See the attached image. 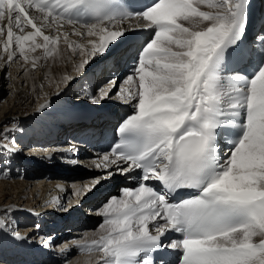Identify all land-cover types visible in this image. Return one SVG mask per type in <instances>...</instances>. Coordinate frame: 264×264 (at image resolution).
I'll return each mask as SVG.
<instances>
[{
    "label": "snow or ice",
    "instance_id": "1",
    "mask_svg": "<svg viewBox=\"0 0 264 264\" xmlns=\"http://www.w3.org/2000/svg\"><path fill=\"white\" fill-rule=\"evenodd\" d=\"M26 7L83 23L98 36L89 50L76 45L89 57L125 37L109 30L117 20L135 16L150 30L127 45L131 74L118 94L132 114L96 165L141 175L103 206L102 235L80 250L101 253L98 264H156L150 254L169 249L178 255L163 264H264V35L245 43L248 0H0L9 62L17 52L28 61V50L57 51L60 36L46 35ZM106 83L100 99L118 88L115 76ZM170 231L178 236L165 243Z\"/></svg>",
    "mask_w": 264,
    "mask_h": 264
},
{
    "label": "bare ground",
    "instance_id": "2",
    "mask_svg": "<svg viewBox=\"0 0 264 264\" xmlns=\"http://www.w3.org/2000/svg\"><path fill=\"white\" fill-rule=\"evenodd\" d=\"M200 7H201V10H211L207 7L206 4L200 5ZM50 18L51 17H49V19ZM7 23L8 21L6 18L3 20H0V26L1 28L4 29V32L0 33V67L3 63L4 64L10 63L9 66L13 70V71L10 70V74H9L10 84L12 87L11 88L9 87L11 90L10 97L7 100L3 101L2 106L0 108V111L2 110L4 111L2 117H0V124L5 123L11 118L17 117L18 118L17 123L19 124V125L17 124V126H20V124H22L23 126L26 123H27L26 125L32 126L35 123L39 122L40 120L45 119V117L46 118L47 117L50 118L51 116L55 117L56 114L62 115V114H65V112L72 111V110H81L83 113H86L85 115H89V116H92L95 113H97V111H93L91 109L86 110L85 107H82L80 105L76 107L68 106V104H66L67 101L63 98V96L65 95L64 94L65 90H67V92H73V89H71V87L69 88V84L75 81L77 76L80 74V72H83L86 68V65L82 66V61L86 58L88 59V56L86 54L85 55L80 54L81 49L76 47V45H79V44L77 42L70 43V42L63 40L60 43H58V45L56 46L57 51L51 56H46L44 54L43 49H37L35 52H31L30 50H28L27 55L30 57L28 61H25L23 57L17 52L14 59L11 62H9L7 59L8 53L5 52L4 47H3V44L6 41ZM144 23L145 22L141 20L131 19V20L124 21L121 24H118V22L115 21L113 24L108 25V27H109V30H124L125 37L121 39L122 41L128 36L129 30L131 28L134 29L137 26H142ZM73 26H76V27L79 26L77 28L82 29V31L87 34V29L84 26H80L76 24ZM186 26H188L187 23H186ZM203 27H204L203 24L199 26V28H203ZM13 30L14 32H16V34H21L19 29H16L14 27ZM196 30H199V29H196ZM28 31H33L30 25L24 27V32L26 33ZM63 31L68 32L69 30L64 29L62 30V32ZM89 37L92 38L93 36H89ZM77 38L79 39V37ZM97 39L94 38L91 40H97ZM37 42L42 43V37H37ZM69 44H72L73 47L69 48L68 47ZM80 46H82L85 50H89L81 44ZM26 49H27V45H26ZM13 50H15V45H13ZM121 54H122L121 51H116V52L112 51L103 60L94 63L92 66L97 64V67L100 68L102 67V64L105 63L106 60H110L108 64V65H112V68L110 69V71L114 70L119 73L120 69H122V66L120 65ZM32 57H38L35 68L32 67V59H31ZM91 70H88L86 71L85 74L84 73L83 74L87 76L91 75L92 79L96 82H98V79L102 75L110 72L109 70H107V67H104L103 69H101V72L97 76V73L92 74ZM123 74H124L123 72L119 74L118 84H119V81H121L122 78L124 77V80L121 82L119 87L126 86L125 81H126L127 75L129 74H126V76H123ZM121 76L123 77L121 78ZM65 77H71V79L66 80ZM82 78H83V75L80 79H77V81L82 80ZM77 81L75 83H77ZM73 87H75V85ZM118 93H119V89L116 95L119 97L120 101H113L114 103H112L110 107L103 106L102 109H99V110H108L111 113H116V116H117L118 111H120L121 107L123 106L121 104L129 105V102L126 101L124 98H122ZM121 102H124V103H121ZM57 103H61V104H57ZM45 104L47 105V107L41 108V105H45ZM24 108H27L28 110L32 108H35V109L32 111L31 114L22 117V114H23L22 111ZM0 114L2 113L0 112ZM99 117H101V115H98V118ZM88 118L89 120L91 119L92 122L95 121L92 117H88ZM98 118H97V121H98ZM72 119L73 117L68 118L67 120L70 121ZM74 123L76 122H73L71 123L70 126H66L62 129L57 128L54 134L56 136L54 139L55 143L58 140L68 137L69 135L73 133V130H70L69 127L76 128L79 126V124L77 123H76V126H74ZM14 138H15L16 145L17 144L19 145V142L22 145H24L26 144V142L27 143L29 142V138H30L29 131L26 130L24 134L20 136H15ZM40 142H44V143L47 142L49 144H46V146H50V145L52 146V147L50 146L51 151H49L47 154L43 153L42 155L43 157L41 158L42 161L46 163V165L43 163L40 164L38 161L39 158H35L36 156L33 157V155L31 154L28 156H25V155L23 156L21 153H18L15 150L14 152L10 151V156L8 154V156L10 157V164H8V166H12L11 168L12 170L10 169V171H6V173L2 172L3 173L2 177H5V178L18 173L20 177L22 176L27 179H32L34 177L41 176V178H39V179H42L41 181H43L45 177H46V180L47 179L50 180L51 177L56 176L55 178H53V180L49 182H47L45 179L43 183L39 181L40 185L38 183L37 184L40 187H37L35 190L34 189L32 190V188H30V191L27 193L25 192V190L27 189L29 190V187L31 184L34 185V187L38 186L36 185L37 181L33 183H30L28 181H23V180L19 182H14V181L5 182L2 178V182L0 184L1 197L12 196L13 199L15 200H23L26 202V205L24 206V208L23 206H20L18 204H13L11 206H8V208L13 209L14 213L15 212H17L18 214L21 213L23 215L22 219L29 220L31 219V217H37L39 219L41 216L45 217V215H48L49 218L52 217V219H55V222L58 223L57 225H60V224L62 225L66 223H71V224L77 223V226H80L81 223L79 222V219L87 222L88 219L83 216L80 217V215L79 217L75 214H72V216L71 215L63 216L62 214L59 215V213H57L56 211L55 212L52 211L53 208L56 207L55 202H58V204L59 203L62 204L63 202L67 201V203L74 204L75 203L74 200L76 199V197L85 190V189L84 190L82 189L81 184L79 185L80 187L78 186L76 188H73L78 183L74 182V183L68 184L66 182L67 179L68 180L72 179V181H77L76 179H79L78 176H83L85 181L86 179L90 178L89 181L91 182H95L96 180L99 181V179L103 177L108 179L106 180V182L110 180V185H109V187L111 186L110 193H107V194L105 192L100 193L96 197V200H90L87 203V206H89L90 204H93L95 202L97 204L99 200H103L100 205L96 206L95 214H100L102 212L103 206L112 197L115 196L117 198H120L119 196H116L117 194L115 193L117 186L112 187V185L113 183L115 184L116 181L123 179V177H121L122 175L121 171H122L123 165L119 167L111 166L107 169L104 167H96L97 164L101 163L102 156L107 153H103L101 156H98L94 153H89V154L87 153L88 155H84L83 149L81 147L70 149L72 147L63 146V148H59V147L53 146L55 145V143L54 144L50 143V141L48 140H42ZM44 143H40L38 144V146L42 147L41 145H45ZM54 149H57L58 151L57 150L53 151ZM43 151H46V150L43 149ZM81 156H86V159L88 160H86L85 163L89 164L90 167L93 168L92 171L84 170V172H81L79 171L80 169L76 168L78 170L74 169V171H78V173L71 175V174H66L62 171L61 172L56 171L55 173H52L46 170L48 168H54L58 170L61 169L58 163L59 161L64 162V160H65L64 164H66V161H68L72 163L74 166L78 165L79 167L80 164L77 163V160ZM62 158H65V159H62ZM14 167L15 169H13ZM19 167H22V170H20L21 168ZM109 172H111V175H109ZM38 189L40 190L39 193L36 192V190ZM102 189H105V187L102 186L99 191H101ZM26 194H29V198L26 197ZM52 202L55 204H53ZM44 205L47 207L43 208L42 206ZM3 208H0V213L2 212ZM42 217L40 218V220H42ZM77 217H78V221L76 220ZM52 228H50L49 230H51ZM44 231L45 232L47 231L45 227H41V226L38 227L39 235H43L42 233ZM62 232L66 234L67 231L63 230ZM70 234H76L75 240H71L69 242L67 241V243L65 242L60 247V249L58 248L59 251L56 255H50V256L49 254L46 255V252L45 254L43 253L44 252L42 249L43 247H40L37 249V246H33L32 240L27 241L28 243L26 244V249L31 247L32 248L31 250H35L36 253L38 252H41V253H39V255L37 256V259L30 260L29 263H24V264H48V263L54 264L55 262L56 263H58L59 261L61 262L65 260L66 257L69 256L70 252H76V250L81 251L79 247L81 243L80 242L76 243L77 241L90 240V239L96 238L102 235V230L98 226L96 229H93V230L91 229L90 230L88 229L85 231L76 230L74 233H70ZM79 235H81V238L79 237ZM9 237H11L10 234H8L7 238ZM255 238L260 239V237H255ZM2 246L3 244L0 243V248ZM14 254L15 253H13L12 250L6 251L5 254L2 257H0V261H1L0 264H20V262H12L15 260L13 257L15 256ZM100 256H101L100 253H90V254H82V255L78 254L77 256L73 257L70 261L64 264H96L95 261H97V264H98Z\"/></svg>",
    "mask_w": 264,
    "mask_h": 264
},
{
    "label": "rangeland",
    "instance_id": "3",
    "mask_svg": "<svg viewBox=\"0 0 264 264\" xmlns=\"http://www.w3.org/2000/svg\"><path fill=\"white\" fill-rule=\"evenodd\" d=\"M26 10L28 11L29 16L34 20V22L37 23V26L38 27H41V30L46 35H50V36H53V37L59 35L60 36L59 43L61 41L65 40L64 37L66 35L67 36V40H65V41L70 42V43H76L77 42L79 45L81 44L85 48L90 49L91 48V45L88 42L91 39H94V38L97 39L98 38V36H93L92 38H90L85 32L82 31V29L77 28L79 26L76 27V26H73V25H70V24H66V22H64V21H59V22L58 21H53L51 18H50L51 19L50 20L49 17H46V14L41 13V12L37 13V12L33 11V9H31V8H29V9L26 8ZM45 19H47V20H45ZM52 21H53V23H52ZM0 28H1V26H0ZM64 29H68L69 31L68 32H66V31H63L62 32V30H64ZM77 37H79V39ZM112 47L113 46H110V49ZM110 49H109V51H107L106 53H104L102 55H99L98 54L96 56H91V57L88 56L89 62H88V64H86L85 70L83 72H80V74L77 76L76 80L73 81V82H71L69 84V88L71 87V89H73V92H67V90H65V92H64L65 95L63 96V98L67 101L66 104H68V106H71V107L74 106V107H76V106H79L80 105L82 107H85L86 110H90V109L92 110V109H94L88 103H79V102H77L80 98L82 99V97L79 96L80 92L82 91V89L79 87L81 80H78L77 81V79H80L82 77V75H84L86 73V71L91 70L92 67H93L92 65L94 63L103 60L107 55H109ZM9 65H10V63H8V64H4L3 63L1 65V67H0V108L2 106L3 101L4 100H7L10 97V95H11L10 88L12 86L10 84L9 74H10V70H12V68H10ZM110 69H109V71H110ZM21 75H22V73H21ZM113 76H115V75H111V74L107 73L104 78H102L101 80H98V82H96V84L93 86L94 98L95 99L97 98L96 100H98V101L101 102L100 109H102L103 106H110L112 103H114L113 101H120L119 97L116 94L118 92V89H119V86H120L121 82L124 80V77L123 76H121V78L122 77L123 78H122L121 81H119L118 88L113 89L110 92V94H109L108 97H105L103 99H100L99 98V91H100V89L102 87L103 88L108 87V85H107L106 82L107 81H110ZM118 78H119V76L117 77V80H118ZM76 81H77V83H75ZM73 84L75 85V87H73L74 86ZM68 91H70V90H68ZM57 104H61V103H57ZM36 107H37V105H36ZM35 108H32L30 110H28L27 108H24L23 111H22L23 112L22 117L31 114L32 111ZM66 110H68V109H66ZM0 112L2 113V114H0V117H2L4 111L2 110ZM17 121H18V118L15 117V118L9 119L8 121H6L3 124H0V151H4L3 149L6 150V149H13L14 148L18 153H21L23 156L24 155L25 156H28L30 154L33 155V157L36 156L35 158H39L38 161H39L40 164L43 163V164L46 165V163H44V161H42L41 158L43 157L42 156L43 153L47 154L49 151H51L50 148L52 146L51 145H50L51 147L50 146H46V144H49L47 142H45V143L44 142H40V143H44L45 144V145H41L42 147H40V146L39 147L38 146H33L32 144H29V142L28 143L26 142V144H24V145H21V143L19 142V145L18 144L16 145L15 144L16 142H15V138L14 137L15 136H20V135L24 134V131L26 129H28V127H29L28 125H26L27 123L24 124L23 126H22V124H20V126H17V124H18ZM53 146L59 147V148H63V145H57V142ZM43 149H45L46 151H43ZM57 149H54L53 151H55ZM70 149H74V148H70ZM38 153H40V154H38ZM83 153H84V155H88L89 154V152H86L84 150H83ZM8 154L10 156V153H8ZM8 154H4V155L1 154L0 155V159H1L0 160V184L2 182V178H3V180L5 182H8V181L9 182L10 181L19 182V181H22L23 180V181H28L30 183H33V182H36L37 181L36 182V185H38V184L40 185V182L43 183L44 182V179L46 180V177H45L43 179V181H41L42 179H39V178H41V176L34 177L32 179H27V178L22 177V176L20 177L18 173L17 174H13L10 177H6V178L5 177H2L3 176V173H6V171H10V169L12 168V166H11V168L8 166V164H10V157L8 156ZM62 159H65V158H62ZM86 160H88V159H86V156L79 157L78 160H77V163H79L80 165H79V167H78V165H76L75 168L80 169L79 171H81V172H84V170H90V171H92L93 168L90 167L89 164L85 163ZM64 163H65V160H64V162H60L59 161L58 164H59V167H61V169H59V170L58 169H54V168H48V167H47L48 169H46V170H48V171H50L52 173H55L56 171L57 172H61V170H65V168L67 166H70L72 164V163H70L68 161H66V164H64ZM19 168H21L20 170H22V167H19ZM13 169H15V167ZM78 169H76V170H78ZM96 174H98V173H96ZM55 177H51L50 180L47 179L46 181L49 182V181L53 180V178H55ZM78 177H79V179H76L78 182L77 181H72V179H69V180L67 179L66 182L68 184L74 183V182L78 183V184L75 183L76 185L73 188H76V187H78L81 184L82 185V189L83 190L85 189V190L82 193H80V195H78L76 197V199H75L76 201L74 200L75 203L74 204L72 203L73 205L71 203H67V201L63 202L62 204H60V203L58 204V202H55L56 203L55 204V203L52 202L56 206V207L53 208V210L51 209L52 211H54V212L56 211L57 213H61V212L62 213H65L67 209H70V208H73L74 206H76V208L78 210L80 209V211L83 214H85L86 216H88V214H89L88 213L89 212V208L87 207V203L89 201H87V199H85L83 201L84 198H82L83 196H85L86 194L89 193V191H87V188L90 187L91 188V191H97L98 192L101 189L102 186H104L105 189L109 187V184L108 185H105L104 184L106 182V180H108L105 177L100 178L99 179V183H97V184L95 182L89 181L90 178L89 179H86V181H85V179H84L83 176H78ZM93 177H95V176H93ZM39 185L36 186V187H34V185L31 184L30 187H29V190L27 189V190H25V192L26 193L29 192L30 191V188H32V190L33 189L35 190L37 187H40ZM36 192L39 193L40 190L38 189V190H36ZM26 197L29 198V194H26ZM94 200H96V199H94ZM102 201L103 200H99V202H97V203H99V205H100L102 203ZM13 204H18L20 206H23V208H24V206L26 205V202L23 201V200H15V199H13L12 196L1 197V193H0V208H3L4 207L3 210H2V212L0 213V229H3V228H15L16 227L17 230H15V232L13 234H14L15 237L18 236V238L20 240H22L23 243H25L26 240L27 241L32 240L33 241L32 242L33 243V246H37V248L43 247L42 248L43 251L46 248L49 249V250H47V255L48 254H49V256L50 255H56L58 253L60 247L65 242L67 243L68 239L70 238L68 235H70V236L72 235V234L68 233L67 230H66L67 231L66 234H68V235H66L65 233L62 232L63 229L65 227H67V225H65L64 228H62V227L52 228L53 226H51L52 229L49 230L50 229V225L54 223V221L51 220L52 217L49 218L48 215H45L46 218L44 217L42 220H40L38 218L37 219L35 218V219L24 220V219H22L23 218V215L21 213L20 214H18L17 212L14 213L12 208H8V206H11ZM93 204L97 205L96 202L93 203ZM60 205H62V206H60ZM67 205H69L68 208L66 207ZM42 207L43 208H46L47 206L44 205ZM93 213L94 214L96 213V207H95V210H94ZM61 214H59V215H61ZM89 215H91V214H89ZM97 215H100V214H97ZM91 217H93L91 219L96 224V222H98V218H97L98 216L97 217L96 216H91ZM94 217H96V218H94ZM43 221H45V222L43 223ZM88 221H91V220L88 219ZM63 222H65V221H63ZM68 224H70V223H68ZM39 226H41V227L44 226L46 228V230H47L46 232L44 231L42 233L43 235H39V233H38V228L37 227H39ZM98 226H100V225L98 224L93 229H96ZM93 229H91V230H93ZM69 230L72 231L71 228H69ZM64 231H65V229H64ZM73 231L75 232L76 230H73ZM74 232H72V233H74ZM8 233H9V231H8ZM56 234H58L57 236H59V238H57L55 236ZM74 235L76 236V234H74ZM24 237H25V239H24ZM77 251L79 252V250H76V252ZM76 252H70L69 256L66 257L65 260H63L61 262L59 261L58 263L55 262L54 264H64V263L70 261L73 257H75V256L78 255ZM13 257H15V256H13ZM17 260H20V258L17 257ZM12 262H16V261L14 260ZM48 264H51V263H48Z\"/></svg>",
    "mask_w": 264,
    "mask_h": 264
}]
</instances>
